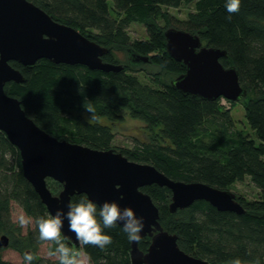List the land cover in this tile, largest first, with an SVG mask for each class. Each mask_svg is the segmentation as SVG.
Returning <instances> with one entry per match:
<instances>
[{"label":"trees","instance_id":"16d2710c","mask_svg":"<svg viewBox=\"0 0 264 264\" xmlns=\"http://www.w3.org/2000/svg\"><path fill=\"white\" fill-rule=\"evenodd\" d=\"M29 1L109 49L103 61L122 69L102 72L46 59L32 66L11 62L24 81L7 83L6 94L17 98L26 115L59 140L96 150L114 149L131 161L155 166L172 180L229 190L249 177L258 195L254 200L236 196L244 209L242 215L218 211L206 201L172 213V192L167 187L152 184L141 190L157 207L163 229L177 236L185 253L207 264H228L235 258L250 264L258 258L264 264V0H241L239 12L230 18L226 0ZM190 3L194 10L186 19H177L165 10ZM133 23L145 27L144 38L131 37L128 29ZM170 27L197 34L203 45L226 51L220 62L235 67L239 83L247 91L239 102L252 132L238 126L232 114L236 101L222 97L203 100L172 87L171 81L186 67L167 51L164 33ZM130 51L148 61L130 63ZM118 52L126 54L125 61ZM148 66L160 73L151 75ZM163 76H170L169 81ZM85 101L95 107L96 120L89 122L91 113L85 110ZM126 115L144 123L145 137L136 138L131 148L115 149L114 127ZM47 186L54 195L62 189L52 179H47ZM15 205L33 220V227L24 234L12 220ZM47 214L23 175L19 150L0 131V237L6 235L8 247L23 256L32 252L36 256L32 264H45L36 254L46 242L39 240L35 220ZM105 233L113 242L103 250L91 245L75 247L61 237L69 247L82 251L89 264H132L131 241L123 227L117 223ZM150 243L151 237L146 236L138 247L146 252ZM0 264L13 263L0 254Z\"/></svg>","mask_w":264,"mask_h":264},{"label":"water","instance_id":"95a60500","mask_svg":"<svg viewBox=\"0 0 264 264\" xmlns=\"http://www.w3.org/2000/svg\"><path fill=\"white\" fill-rule=\"evenodd\" d=\"M164 35L168 53L186 67L184 73L171 81L173 88L210 101L222 97L235 102L246 96L235 67H225L220 62L226 51L203 45L199 35L181 29L170 27ZM108 52L109 49L77 29L55 21L27 0H0V131L19 150L23 175L50 214L61 208L66 212L75 194H88L98 206L105 201H117L122 208L131 207L138 217L144 218L140 239L151 237L146 252L139 249L140 240L131 241L132 264H207L179 248L177 236L163 229L157 207L141 188L152 184L167 187L172 192L169 205L172 213L197 201H206L218 211L242 215L244 209L233 192L201 182L172 180L155 166L131 161L114 149L96 150L59 140L37 126L26 115L21 102L4 90L9 82L24 81L11 62L32 66L46 59L102 72L120 71L121 65L103 61ZM129 61L139 64L148 58L130 51ZM47 179L62 185L57 195L48 188ZM61 234L69 244L80 245L75 233L69 230L67 219ZM8 245L9 238L2 235L0 248Z\"/></svg>","mask_w":264,"mask_h":264},{"label":"clouds","instance_id":"9594fccd","mask_svg":"<svg viewBox=\"0 0 264 264\" xmlns=\"http://www.w3.org/2000/svg\"><path fill=\"white\" fill-rule=\"evenodd\" d=\"M225 7L231 14L238 13L241 0H226ZM84 108L91 113L89 122L96 120L95 107L85 101ZM67 211L58 209L54 215L47 214L36 218L35 223L39 230V240L52 243L55 247L48 255L58 260V264H87V259L82 252H78L64 243L61 237L64 220L67 219L69 230L74 232L81 247L91 245L104 249L111 245L112 237L105 233V229L115 228L117 223L123 225V232L129 241H139L140 233L145 227L143 217H138L131 207L122 208L117 201H105L98 206L88 194H81L78 199H73L67 205ZM19 227L25 228L33 222L32 217L20 214L15 218ZM25 264H32L36 256L29 251L24 253ZM228 264H245L240 258H235ZM253 264H260L257 258Z\"/></svg>","mask_w":264,"mask_h":264},{"label":"rangeland","instance_id":"374dc122","mask_svg":"<svg viewBox=\"0 0 264 264\" xmlns=\"http://www.w3.org/2000/svg\"><path fill=\"white\" fill-rule=\"evenodd\" d=\"M165 10L171 16H174L175 18L182 20V19H186L188 13L194 10V5L193 3L182 4L179 8H167V9L165 8ZM128 30L133 39H142L145 37V34H146L145 27L139 23H133ZM116 54L119 56L121 60L125 61L126 54L124 52H118ZM146 70H148V72L151 75L159 72L157 68L153 66L146 67ZM169 77L170 76L166 78V76H163L162 78L165 81H169ZM173 77L174 76L171 75V78ZM144 79L146 82H148L149 80H152L151 78H144ZM232 114L234 118L236 119L238 126L240 128H243L244 130H248L249 132H252V128L246 122L245 115H244V106L242 103H240L239 101L235 102V105L232 108ZM143 127H144L143 122H141L140 120L132 119L126 115L124 120L122 122L117 123L114 127L115 137H114L113 145L116 147L115 149L131 148L136 138L143 139L145 137L142 134ZM229 191L233 192L236 196H243L248 200H254L258 195V188L250 181L249 177H246L243 181L234 183L229 189ZM20 214H24V212L18 206L16 205L13 206V209H12L13 222L15 218L18 217ZM14 223L18 225L17 222H14ZM32 227H33V222L25 228H21V227L20 228L24 234L27 232L29 228H32ZM52 248H53V245L50 244L49 242H46V243L39 245L37 249V253H36L37 256L41 257L45 261V264H58L56 258L50 257L48 255L49 251L52 250ZM76 251L82 252L80 250H76ZM0 254L5 260H8L12 262L13 264H25L24 259H23L24 256L18 251L12 249L11 247L1 248ZM83 256L87 259L84 253H83ZM87 264H89L88 259H87ZM245 264H250V263H245Z\"/></svg>","mask_w":264,"mask_h":264},{"label":"flooded vegetation","instance_id":"af4514ba","mask_svg":"<svg viewBox=\"0 0 264 264\" xmlns=\"http://www.w3.org/2000/svg\"><path fill=\"white\" fill-rule=\"evenodd\" d=\"M27 1H29V0H27ZM29 2H31V1H29ZM32 3V2H31ZM35 5V4H34ZM41 9V8H40ZM49 15V14H48ZM52 17V16H51ZM53 18V17H52ZM54 19V18H53ZM56 21V20H55ZM58 22V21H57Z\"/></svg>","mask_w":264,"mask_h":264}]
</instances>
